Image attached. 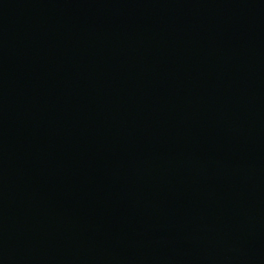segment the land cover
I'll return each instance as SVG.
<instances>
[{
  "label": "water",
  "instance_id": "obj_1",
  "mask_svg": "<svg viewBox=\"0 0 264 264\" xmlns=\"http://www.w3.org/2000/svg\"><path fill=\"white\" fill-rule=\"evenodd\" d=\"M0 264H264V0H0Z\"/></svg>",
  "mask_w": 264,
  "mask_h": 264
}]
</instances>
